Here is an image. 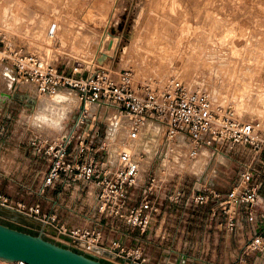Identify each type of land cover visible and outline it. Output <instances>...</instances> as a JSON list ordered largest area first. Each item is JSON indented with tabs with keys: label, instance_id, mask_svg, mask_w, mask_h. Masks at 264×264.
<instances>
[{
	"label": "rangeland",
	"instance_id": "1",
	"mask_svg": "<svg viewBox=\"0 0 264 264\" xmlns=\"http://www.w3.org/2000/svg\"><path fill=\"white\" fill-rule=\"evenodd\" d=\"M151 26L154 28L150 29ZM0 34L6 48L34 55L66 76L85 78L105 70L116 77L120 71L128 69L135 87L146 82L163 86L170 80L188 83L189 88L205 91L212 104L231 109L241 120L259 125L258 129L264 134V104H261L264 100V0H0ZM103 54L104 61L101 60ZM6 68L14 72L8 62L0 63V97L7 93L9 98L4 102L0 100V196L31 207L36 205L35 199L39 196L54 200L61 188L40 194L49 161L34 153L28 144L29 138L40 135L49 140L60 139L76 124L83 106L77 102L72 111L75 94L70 92V103L41 100L36 107L40 94L32 85L20 82L17 88L14 85L6 92L12 85L10 78L1 79ZM65 104L71 111L61 132L47 126L33 127L28 119L38 107H47L50 116L55 117ZM95 107L97 113L79 125L72 144L74 146L78 138L84 137L96 150L106 141L110 144L107 157L115 161L123 136L114 135L118 144H111L105 114L114 108ZM113 110L110 113L120 118L119 112ZM112 130L116 133L114 127ZM146 132L133 148L136 157L145 159L146 152L153 156L150 166L141 169V181L157 177L160 160L164 156L167 158L162 131L161 137L155 136L149 143L150 134ZM207 156L199 176L182 174L183 170L175 167L172 178L163 182L168 188L181 186L187 193L207 186L222 192L233 188L247 157L239 152L223 156L207 152ZM259 171L264 186V172L261 168ZM73 189V192H63V204L73 209V219L80 221L81 215L84 217L86 212L89 214V210H93V190L90 187L88 192L81 186ZM138 197L137 189L132 192V205ZM48 199L45 204L49 208L52 202ZM161 200L163 196L159 195L158 201ZM188 207L174 208L162 202L158 219H166L171 240L177 244L176 239L182 238L179 248L187 256L203 253L212 263L230 264L233 254L241 252L248 242V228L244 226V229L227 234L216 227L207 208ZM1 215L5 219L0 218V223L13 229L31 235H38L42 229L34 218L19 214L34 224L23 225L11 222L5 213ZM175 243L166 245L172 249ZM127 249L133 250V247ZM259 258L257 254L251 255L247 262L256 260L254 264H259ZM98 261L112 264L104 259Z\"/></svg>",
	"mask_w": 264,
	"mask_h": 264
},
{
	"label": "built area",
	"instance_id": "2",
	"mask_svg": "<svg viewBox=\"0 0 264 264\" xmlns=\"http://www.w3.org/2000/svg\"><path fill=\"white\" fill-rule=\"evenodd\" d=\"M4 62L14 69L18 82L32 85L40 95L65 89L78 97L83 110L70 130L58 140L33 135L28 144L35 154L49 161L39 189L41 195L61 188L57 194L60 197L67 190L73 192L75 186L85 187L88 192L92 187L94 204L87 218L91 226L86 227L65 226L56 214L43 213L38 204L27 207L4 196H0L1 208L34 218L42 226V236L58 246L112 264H149L145 252L148 243L166 251L162 264H216L203 253L187 256L181 252L182 238L176 239V244L171 240L166 219H158L163 201L174 208L190 205L207 208L216 227L227 234L244 226L248 228L250 238L241 252L233 254L230 264H254L256 260L250 263L247 257L255 254L260 257L259 264H264V198L260 197L263 179L259 171L261 168L264 172V134L258 125L241 120L231 109L215 107L204 92L191 90L178 80H170L163 86L146 82L135 87L128 69L120 71L116 77L105 70L85 78L66 76L34 55L6 48L0 34V63ZM90 105L112 107L126 119V135L120 139L115 161L107 157L110 144L106 141L96 150L84 137L72 144L79 125L87 120L86 110ZM150 124L161 127L164 154L169 145L178 140L189 146L190 161L203 151L212 156L244 154L247 160L241 164L238 183L225 192L207 186L187 193L181 186L168 188L159 176L141 181L142 157H136L127 148L138 142ZM114 135L119 137L112 133L109 140L111 144H118ZM162 160L167 158L164 156ZM137 189L139 197L132 205V192ZM159 195L163 200L158 201ZM70 212L73 213V209ZM132 232H137L144 241L139 240L133 250H129L119 239ZM107 234L115 238L109 240ZM169 243H175L176 247H164ZM0 264L25 263L0 260Z\"/></svg>",
	"mask_w": 264,
	"mask_h": 264
},
{
	"label": "bare ground",
	"instance_id": "3",
	"mask_svg": "<svg viewBox=\"0 0 264 264\" xmlns=\"http://www.w3.org/2000/svg\"><path fill=\"white\" fill-rule=\"evenodd\" d=\"M156 1H158V0H156ZM166 6V5H165ZM151 7V6H150ZM149 7V8H150ZM155 9V8H154ZM164 9V8H163ZM158 10V9H157ZM157 12V11H156ZM155 13V12H154ZM149 19V18H148ZM206 19V18H205ZM172 20V19H171ZM154 21V20H153ZM156 22V21H155ZM162 22V21H161ZM153 23V22H152ZM197 24V23H196ZM163 25V24H162ZM168 25V24H167ZM205 25H207V24H205ZM153 26H156L155 24L153 25ZM160 27H162V26H160ZM159 27V28H160ZM178 27H179V25H178ZM182 27V26H181ZM180 27V28H181ZM197 27V26H196ZM202 27V26H201ZM204 27V26H203ZM207 27V26H206ZM151 28H154V27H150V29ZM159 28H158V30H159ZM164 28V27H163ZM166 28V27H165ZM172 28V27H171ZM148 30H150L149 28H147ZM156 27H155V31H156ZM163 30V29H162ZM202 30V29H201ZM154 31V30H153ZM154 31V32H155ZM151 30H150V32H149V34H151ZM159 32V31H158ZM166 32H167V30H166ZM180 32V31H179ZM183 32V31H182ZM52 33V32H51ZM163 33H164V30H163ZM168 33V32H167ZM183 33H185V32H183ZM156 34H157V31H156ZM155 34V35H156ZM159 34V33H158ZM166 34V33H165ZM186 34H187V32H186ZM185 34V35H186ZM190 34V32H188V35ZM195 34H197V33H195ZM148 35V34H147ZM161 34H159V36H160ZM164 35V34H163ZM184 35V36H185ZM191 35V34H190ZM151 36H153V35H151ZM151 36H148V37H151ZM167 36V35H166ZM156 37H158V35H156ZM155 37V41H157L156 38ZM163 37V36H162ZM197 37V36H196ZM147 38V37H146ZM159 38V37H158ZM166 38V37H165ZM180 38H182V37H180ZM186 38H187V36H186ZM189 38V37H188ZM149 39V38H148ZM153 39V38H152ZM151 38H150V40H152ZM167 39V38H166ZM171 39V38H170ZM172 40V39H171ZM178 40V39H177ZM188 40V39H187ZM194 40V39H193ZM147 41V40H146ZM149 41V40H148ZM162 41V40H161ZM163 41H164V39H163ZM184 41V40H183ZM153 42V41H152ZM165 42V41H164ZM163 42V43H164ZM167 42V41H166ZM165 42V43H166ZM178 42V41H177ZM179 42H180V39H179ZM179 42H178V44H179ZM155 43V42H154ZM176 43V42H175ZM182 43V42H181ZM102 44V43H101ZM156 44V43H155ZM161 44H162V42H161ZM173 44H174V42H173ZM185 44V43H184ZM193 44V43H192ZM197 44V43H196ZM147 45V44H146ZM157 45V44H156ZM101 46V45H100ZM148 46H149V44H148ZM158 46V45H157ZM164 46V45H163ZM175 47H176V44L174 45ZM179 46H181V45H179ZM184 46V45H183ZM149 47H151V46H149ZM172 48V47H171ZM151 49H152V47H151ZM155 49H156V46H155ZM158 49H160V48H157V50ZM164 50H165V48H164ZM174 50V49H173ZM177 50V49H176ZM175 50V51H176ZM179 50H180V48H179ZM156 51V50H155ZM168 51V50H167ZM171 51V50H170ZM178 51V50H177ZM153 52V51H152ZM174 52V51H173ZM180 52V51H179ZM166 53V52H165ZM170 53V52H169ZM178 53V52H177ZM187 53V52H186ZM179 54V53H178ZM178 54H176L175 53V55H178ZM163 55V54H162ZM174 55V54H173ZM188 55V54H187ZM174 57V56H173ZM176 57V56H175ZM178 57V56H177ZM176 57V58H177ZM42 63H44L40 58H38ZM104 59H106V57L104 56V54H103V56H102V58H101V60H103L104 61ZM161 59V58H160ZM175 59V58H174ZM163 60V59H162ZM183 60V59H182ZM102 61V62H103ZM175 61V60H174ZM181 61V60H180ZM164 62V61H163ZM183 62V61H182ZM154 63V62H153ZM176 64V63H175ZM183 64V63H182ZM182 66V65H181ZM169 67V66H168ZM184 69V68H183ZM3 77H7V78H10L11 79V81H12V87L11 88H9L8 90H6V92H8L9 90H11L13 87H14V85H15V83H16V75L14 74V72L11 70V69H5V71L3 72V75H2ZM179 81V80H178ZM188 84V83H187ZM186 84V85H187ZM27 86H29L28 84H26ZM190 88H192V89H194L195 91H199V92H204L208 97H209V95L205 92V91H203L202 89H200V88H193V87H190ZM59 91H57V93H58ZM56 92L55 93H53V94H51V95H56L57 94ZM3 95L4 96H2V97H0L1 99V101H5V100H7V99H9L8 98V94L7 93H3ZM51 95H48V94H45V95H40V96H42V97H47V98H50L51 97ZM76 96V95H75ZM77 98V100H78V105H79V99H78V97H76ZM209 99H210V101H211V98L209 97ZM212 102V101H211ZM261 104H264V100H262L261 101ZM37 105V104H36ZM214 105V104H213ZM215 107H217L216 105H214ZM95 109V105H90V106H88L87 107V110H86V117L87 118H89V117H93V115H95L96 113H97V109H96V111L93 113V110ZM110 110H113V109H109L108 110V112L107 113H105L106 115L110 112ZM113 111H115V110H113ZM115 114V113H114ZM116 116V115H115ZM117 118H116V120H115V122L113 123V124H108V133L109 134H112L113 133V130H112V128L114 127L115 128V131H116V133L114 132V134H117V136H119V134H121L123 137H125V135H126V130H127V124H126V119L125 118H119L118 116H116ZM119 121H120V123H119ZM258 127H259V125H258ZM145 131H147L146 133H149L150 134V140H148L147 142L149 143V141L150 142H153L152 140L155 138V136H156V138L158 137H161V127L160 126H158L157 124H150L149 126H147V129L145 130ZM141 137H140V139L138 140V142L137 143H140L141 142ZM155 141V140H154ZM133 148H134V145L133 146H128V148L127 149H129V150H132V152H133ZM188 150H189V146H187L186 145V143H184L183 141H181V140H178V141H176V142H174V143H171V145H169V147H168V149L166 150V154H167V160H160V162H159V164H158V168L156 169L157 171H156V173H157V175L160 177V178H162V180H170L171 178H172V176H173V174H174V168L175 167H177V168H180V169H182L183 170V172H182V174H189V175H193L194 176V174L193 173H195L197 176H199L201 173H202V171H203V168L205 167V164H206V161H207V158H208V156H207V152L206 151H203L202 153H201V155L198 157V158H196L194 161H190V159H188V156H187V153H188ZM134 153V152H133ZM147 153V158H142L141 160H140V168L141 169H147L149 166H150V163H151V161H152V155L150 154V152H146ZM206 160V161H205ZM181 173V172H180ZM22 262V261H21ZM24 263V262H23ZM26 264V263H25Z\"/></svg>",
	"mask_w": 264,
	"mask_h": 264
},
{
	"label": "water",
	"instance_id": "4",
	"mask_svg": "<svg viewBox=\"0 0 264 264\" xmlns=\"http://www.w3.org/2000/svg\"><path fill=\"white\" fill-rule=\"evenodd\" d=\"M0 260L26 264H104L38 235H31L0 223Z\"/></svg>",
	"mask_w": 264,
	"mask_h": 264
},
{
	"label": "crops",
	"instance_id": "5",
	"mask_svg": "<svg viewBox=\"0 0 264 264\" xmlns=\"http://www.w3.org/2000/svg\"><path fill=\"white\" fill-rule=\"evenodd\" d=\"M15 75H16V73H15ZM1 79L6 80V79L3 78V76L1 77ZM10 84H13V83L10 82ZM19 84H20V82H18L16 80L15 87L17 88V86H19ZM22 84H24V83H22ZM11 87H12V85H11ZM69 93L70 92L59 91L56 95L70 98ZM75 98H76V96H75ZM75 98L73 97L74 102H73V108H71L72 111L76 107L77 102H78L77 98L76 99ZM41 100L50 101L52 99L47 98V97L39 96V98L37 100V105H38V103ZM37 105H36V107H37ZM39 110H41L40 107H38L37 109H34V112L39 111ZM95 111H96V107L93 110V113ZM46 114L50 115L51 113H50V111H48ZM106 116H107L106 117V121L108 122V124H113L115 122L116 118H117L114 113H110V112ZM62 129H63V125H62V127L60 129H57V130L61 132ZM48 191H51V190H48ZM48 191H46V193ZM52 191H54V190H52ZM40 197L41 196H39V197H37V199H35V203L39 204L41 206V209H42L43 213H45V214H56V216L58 217V220H59V222L61 224H64L65 226H68V227H72V226L73 227H75V226L76 227L91 226L89 220L87 219V218H89L87 216L90 214V210H89V214H88V212L85 213V216H84L85 218L83 217V215H81L82 217L79 218L80 221L79 220H75V219H73V213L70 212L71 208L67 207L66 205L63 204L64 203V198H63L62 195L60 197H58V195H57L54 200L53 199H49V200L52 201V203H51L49 208L45 204V201H47L48 198L45 197V196H44L45 198L44 197L40 198ZM260 197L264 198V186L260 190ZM22 202L25 203V201H23V200H22ZM35 203L33 201L32 204H35ZM4 213H5L6 217L10 218V221L13 222V223H17V224L19 223V224H23V225H26V224L27 225L28 224L34 225L33 223L29 222V220H26L24 217L20 216L19 214H16L15 212H10V211H7V210H3L2 208H0V214H4ZM1 216H3V215H1ZM0 218H2V219L4 218L5 219L4 216L0 217ZM107 236L109 237L108 238L109 240L115 238V236H112L110 234H107ZM119 240L121 241L122 246L125 247V248H129L130 246L131 247H135L137 245V243H139V240H141V242L144 241L143 237L139 236V234L137 232H132V233L125 234L122 237H120ZM166 246L167 245L164 244V247H166ZM145 252H146L147 261H148L149 264H162V261H164V256H165L166 251L164 249H161V248L157 247L155 244H152V243L146 244L145 245Z\"/></svg>",
	"mask_w": 264,
	"mask_h": 264
},
{
	"label": "clouds",
	"instance_id": "6",
	"mask_svg": "<svg viewBox=\"0 0 264 264\" xmlns=\"http://www.w3.org/2000/svg\"><path fill=\"white\" fill-rule=\"evenodd\" d=\"M52 100H56L57 102H60L61 100L71 102V98L69 97H63V96H57L53 95L50 97ZM49 111L47 107L44 109H41L39 111L34 112L28 119L31 122L33 127H51L54 129H60L63 125V123L67 120L69 112L71 111L70 108L65 106L62 108V110L59 112V114L55 117L47 115L46 113Z\"/></svg>",
	"mask_w": 264,
	"mask_h": 264
}]
</instances>
